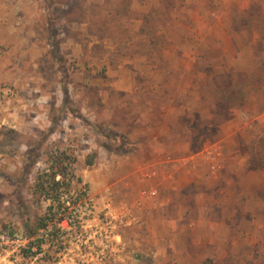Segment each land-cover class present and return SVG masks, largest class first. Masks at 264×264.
I'll use <instances>...</instances> for the list:
<instances>
[{
  "label": "rangeland",
  "instance_id": "rangeland-1",
  "mask_svg": "<svg viewBox=\"0 0 264 264\" xmlns=\"http://www.w3.org/2000/svg\"><path fill=\"white\" fill-rule=\"evenodd\" d=\"M130 2L111 20L121 0H0V230L36 234L75 208L114 216L107 264H264V170L245 166L264 95L208 126L189 57L256 77L264 0ZM153 7L170 23L161 10L146 23ZM153 32L168 43L153 47ZM61 165L68 186L45 197L37 183Z\"/></svg>",
  "mask_w": 264,
  "mask_h": 264
},
{
  "label": "trees",
  "instance_id": "trees-1",
  "mask_svg": "<svg viewBox=\"0 0 264 264\" xmlns=\"http://www.w3.org/2000/svg\"><path fill=\"white\" fill-rule=\"evenodd\" d=\"M121 1L123 2L122 7L114 12L111 11L109 13L111 20L120 19L123 15L125 16L129 13L131 8L130 0ZM155 10H161V14L163 15L162 18H159L161 26L170 23L167 19V12H169L170 9L163 10L161 8L155 7L148 11L147 16L145 17L146 23H149L150 20L153 22L157 18ZM109 15L101 19L102 22L100 24L105 25ZM154 32L149 38V40L151 39V42L153 43V47L157 48L158 40H161L163 43H168V41L165 42L164 36L158 37L154 34ZM253 40L254 38L251 37L250 42L252 44L254 43V47H252V58L255 60L257 58L260 62L259 67L253 68L257 72L256 77L244 73H237L235 76L232 72V69L228 68V66H225L224 64H222L220 68H216L214 62L220 60V57L217 54H213L204 50H197L195 47L192 48L191 52L189 53V57L194 63L197 72L200 73L199 77L202 80V84L200 86V100L203 103L202 108L206 111L205 121L208 126H217L225 122L228 119L229 112L235 108L241 109L243 115L249 116L243 107L251 103L254 96L261 97L264 95V51H261L259 48L255 47V45L258 44H260V47H264V45L260 40L256 41V43ZM154 52L155 54H160V48L154 50ZM260 104L261 107H259L258 113L264 112V100L261 101ZM201 115L202 113L199 110L194 112L195 119H201L200 117H203V115ZM205 130L207 132L209 131V128L207 127ZM246 141L248 157L246 159L245 166L247 170H264V127L258 132L255 131L249 135ZM63 154L61 155L60 159H57V162H60L66 158L65 155L63 156ZM94 157L95 153L89 155L87 160L88 164L93 163ZM52 168L53 169L51 173L48 174V177L41 179L37 183L38 187L36 190L40 191L45 197L51 196L52 190L58 191L59 187L63 185L68 186L67 183H64L63 179L56 180L58 175L64 178L66 174V167L61 165L57 166V169H54V166H52ZM58 196L59 194L56 193L54 198H59ZM45 224V219H41L37 227H42ZM246 263L249 264L250 261L248 260Z\"/></svg>",
  "mask_w": 264,
  "mask_h": 264
},
{
  "label": "built area",
  "instance_id": "built-area-1",
  "mask_svg": "<svg viewBox=\"0 0 264 264\" xmlns=\"http://www.w3.org/2000/svg\"><path fill=\"white\" fill-rule=\"evenodd\" d=\"M150 194L155 195V191ZM66 195L61 205L66 204L65 209H68L72 201ZM82 197L85 198L84 193ZM85 200L90 207L92 199ZM108 218L114 219V216L105 215L102 225L81 221L75 208H69L67 214L55 220L49 217L33 235L27 231L1 229L0 264H107L114 236ZM122 218L120 222L124 221ZM48 241L58 249L55 258L47 256Z\"/></svg>",
  "mask_w": 264,
  "mask_h": 264
}]
</instances>
